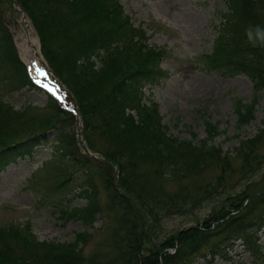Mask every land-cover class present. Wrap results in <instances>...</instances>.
Segmentation results:
<instances>
[{"label": "rangeland", "instance_id": "rangeland-1", "mask_svg": "<svg viewBox=\"0 0 264 264\" xmlns=\"http://www.w3.org/2000/svg\"><path fill=\"white\" fill-rule=\"evenodd\" d=\"M120 1L133 25L145 31L142 42L165 52L160 62L163 73L142 84L144 101L157 104L167 133L180 140L200 143L208 137L207 122L217 124L221 132L210 144L222 148V152L220 156L209 157L203 166L193 168L182 178L170 176L154 159L131 155L123 161L125 174L121 172V177L118 166L108 154L120 158L122 152L113 135L102 126L99 112L95 109L86 112L88 126L80 113L82 121L76 126L71 111L62 108L61 113L55 107L56 101L45 91L23 81L12 69L10 60L3 61L0 55V60L5 63L0 69V145L4 139L28 137L36 129L48 131L47 139L33 155L0 166V229L18 227L32 239L49 242H70L78 232H89L90 236L81 246V253L87 259L85 264L91 259L104 263L117 251L114 236L116 218L121 210L113 208L111 195L116 185L121 189V182L146 197L154 195L160 199L164 196L182 205L180 210H174L155 222L151 216H146L147 222L153 223L152 231L157 236L150 237L155 242L176 234L180 229L202 223L216 209L230 203L223 202L228 196L233 201L238 193H243L237 197V201H241L245 193L264 191V89L257 93L249 75H231L228 71L214 69L205 58L224 31L221 29L226 17L235 18L228 0ZM240 4L238 1L237 5ZM252 10L264 33V0H254ZM27 26L42 53L41 40L28 13L17 4V0H0V53L12 56L17 52L26 61L20 44L24 41L22 36ZM232 32L229 28L226 41L235 35ZM243 36L249 38L247 33ZM53 40L47 34L46 41L51 43ZM53 45L57 46L58 41L54 40ZM8 71L14 76L6 83ZM61 71L66 83L64 89L70 90L77 98L72 91L77 88L83 96L85 88L80 87L69 69L62 66ZM255 98H258L255 117L239 126L237 103L241 100L250 103ZM74 130L75 134L78 132V144L72 138ZM246 141L249 144L254 141V152L245 147ZM63 142L73 145V151L66 156L70 162L61 153ZM250 156L252 163L248 164L246 159ZM64 172L67 176L72 172V175L56 188ZM222 176L225 182L223 194L206 193L205 187L211 182L216 183ZM85 184L90 185L92 196L98 198L101 212L97 220L89 224L77 217L61 218L55 202L70 198L69 202L65 201L67 206L83 208L88 196L80 192L73 197L72 193L76 186ZM200 197L204 199L197 202ZM246 234L262 247L264 254V226L254 227ZM217 240L212 238L210 243ZM210 243L203 251L205 256L197 257L193 264H264V255L254 252L245 238L237 240L231 249L225 247L216 254L209 253ZM2 248L24 257L44 253L43 247L38 250L26 248L22 240L10 238L0 239ZM150 248L151 244L146 243L142 254H149Z\"/></svg>", "mask_w": 264, "mask_h": 264}, {"label": "trees", "instance_id": "trees-1", "mask_svg": "<svg viewBox=\"0 0 264 264\" xmlns=\"http://www.w3.org/2000/svg\"><path fill=\"white\" fill-rule=\"evenodd\" d=\"M238 1H241L239 6ZM228 2L235 18L226 17L221 29L224 31L213 51L205 58L214 69L228 71L231 75L246 73L258 93L264 89V33L252 13L254 0ZM17 4L30 16L41 40L42 51L55 72L61 77L62 66H65L80 87L85 88L83 96L77 88L72 89L85 124L90 125L86 112L97 110L102 126L113 135L122 152L120 158L108 154V158L118 166L121 177L122 173L125 174L123 161L131 155L158 161L165 172L176 178H182L193 168L203 166L209 157L220 156L222 148L210 144L221 132L217 124L207 122L209 134L200 143L180 140L167 133L157 104L144 101L142 84L157 79L163 73L160 62L164 53L142 42L145 31L133 25L119 0H17ZM229 28L235 35L226 41ZM243 33L249 34V38H245ZM47 34L58 41L57 46L53 45L54 40L51 43L46 41ZM0 55L3 61L10 60L12 69L23 81L32 85L25 70L23 72L20 68L22 64L16 53L12 56ZM0 63L1 69L5 63L1 60ZM12 74L8 71L6 83L11 82ZM257 103L258 98L250 103H243L242 100L237 103L239 126L255 117ZM55 107L63 112L57 105ZM69 117L73 121V117ZM47 137L48 131L42 128L22 139H4L0 145V166L33 155ZM249 141H246L245 147L254 152V141L251 144ZM72 151L73 145L63 142L61 153L69 162L66 156ZM251 156L246 159L248 164L252 163ZM253 159H256L255 156ZM62 174L63 178L56 188L68 181L72 172L69 176L66 172ZM85 185L76 186L72 193L73 197L80 192L88 196L83 208L67 206L65 201L69 202L70 198L55 202L61 218L77 217L89 224L97 220L101 212L98 198L92 196L90 185ZM224 185L222 176L216 183L208 184L205 192L221 196ZM121 191L113 188L111 195L113 208L121 210L116 218L114 236L117 251L104 263L91 259L88 264H193L197 257L205 256L203 251L212 238L218 240L210 243V254L232 247L236 240L245 238L254 252H258L259 256L264 255L262 247L246 234L254 227L264 226V191L245 193L241 201H237V197L243 196V193H238L233 201L228 196L223 202L230 203L223 204L202 223L180 229V233L159 242L150 237L157 235L152 231L153 223L147 222L146 216H151L155 222L174 210H180L182 205L173 198L146 197L122 182ZM203 199L200 197L197 202ZM139 205L141 210L138 209ZM11 229L14 231L11 232ZM11 229L1 228L0 239L22 240L26 248L38 250L43 247L44 253L24 257L2 248L0 264H85L87 260L81 253V246L90 236L89 232H78L70 242H49L39 241L35 237L32 239L30 234L22 233L18 227ZM146 243L151 244L150 253L143 255L142 249ZM172 249L175 252H170Z\"/></svg>", "mask_w": 264, "mask_h": 264}, {"label": "bare ground", "instance_id": "bare-ground-1", "mask_svg": "<svg viewBox=\"0 0 264 264\" xmlns=\"http://www.w3.org/2000/svg\"><path fill=\"white\" fill-rule=\"evenodd\" d=\"M22 37H24V41L23 43L20 44V46L25 51L26 62L30 65L32 72H35V70L37 69L38 73L41 74L40 60H39L40 50L37 44V40L34 37L33 32L29 28V26H27L26 33ZM22 37L19 38L18 41H20ZM30 50H32L33 52H30Z\"/></svg>", "mask_w": 264, "mask_h": 264}]
</instances>
